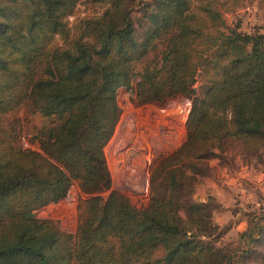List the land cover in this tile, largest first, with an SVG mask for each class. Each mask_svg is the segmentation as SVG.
Returning <instances> with one entry per match:
<instances>
[{
    "label": "trees",
    "instance_id": "16d2710c",
    "mask_svg": "<svg viewBox=\"0 0 264 264\" xmlns=\"http://www.w3.org/2000/svg\"><path fill=\"white\" fill-rule=\"evenodd\" d=\"M80 1L0 0V264H264V211L236 249L206 245L210 205L182 202L185 169L170 168L232 141L264 143V35L229 30L223 0L141 1L138 22L135 0H110L71 25ZM200 82L187 141L153 174L148 207L100 196L112 188L104 148L119 90L146 105L195 95ZM75 184L86 196L75 234L36 218Z\"/></svg>",
    "mask_w": 264,
    "mask_h": 264
},
{
    "label": "rangeland",
    "instance_id": "374dc122",
    "mask_svg": "<svg viewBox=\"0 0 264 264\" xmlns=\"http://www.w3.org/2000/svg\"><path fill=\"white\" fill-rule=\"evenodd\" d=\"M92 1L83 0L78 3L76 15L69 18L71 25H74L76 18L100 17L110 6V0H101L94 7ZM141 1L150 2L135 0L132 4V16L136 22L142 17ZM223 1L226 3L222 10L223 19L229 30L239 26V31L243 33L264 35V4L260 0ZM203 85L200 82L195 86V95H179L162 103L146 105L136 104L132 92L119 90L122 116L104 148L112 188L100 193V196L108 199L112 192H117L128 198L136 209L148 207L153 174L164 159L174 155L186 143L187 123ZM143 109H154L157 114H161L155 118L160 126L157 142L153 144L138 142L136 136L130 133L135 112ZM163 116L165 118L161 119ZM39 122L42 126L49 124L45 119ZM152 128L150 126L149 131ZM23 134L24 148L40 151L39 144L31 136ZM144 145L150 148L147 150ZM177 161H173L170 168L185 169L182 202L209 204L213 223L217 226L215 235L203 238V243L225 251L236 249L240 245L239 235L248 229L252 215L264 211V143L259 140L232 141L223 150H216L214 155L196 159L193 161L195 166L190 168L184 164L187 165L191 159H184V163L175 165ZM70 191V198L36 211V218L53 220L63 233L75 234L78 207L86 196L77 184ZM181 215L185 216L183 211Z\"/></svg>",
    "mask_w": 264,
    "mask_h": 264
},
{
    "label": "bare ground",
    "instance_id": "6f19581e",
    "mask_svg": "<svg viewBox=\"0 0 264 264\" xmlns=\"http://www.w3.org/2000/svg\"><path fill=\"white\" fill-rule=\"evenodd\" d=\"M134 118L132 122V126L130 127L131 129V135L136 136L137 141L139 142H146L147 144L157 142V138L159 136V126L160 124L157 122L155 119L156 116H160L161 114H157L156 110L154 109H143L140 111H136L134 114ZM165 116H163L161 119H164ZM156 121V122H154ZM153 127L152 130L149 131V127ZM148 134V139H147V133ZM145 149H149L147 145H144ZM147 159V158H146Z\"/></svg>",
    "mask_w": 264,
    "mask_h": 264
},
{
    "label": "built area",
    "instance_id": "2783aa9c",
    "mask_svg": "<svg viewBox=\"0 0 264 264\" xmlns=\"http://www.w3.org/2000/svg\"><path fill=\"white\" fill-rule=\"evenodd\" d=\"M70 195H71V191L69 192V194H68V196H67V197H68V198H70ZM68 198H67V199H68Z\"/></svg>",
    "mask_w": 264,
    "mask_h": 264
}]
</instances>
